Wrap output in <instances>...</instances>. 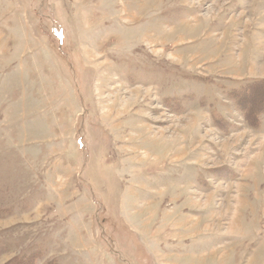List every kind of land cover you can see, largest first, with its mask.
Masks as SVG:
<instances>
[{
	"label": "rangeland",
	"instance_id": "374dc122",
	"mask_svg": "<svg viewBox=\"0 0 264 264\" xmlns=\"http://www.w3.org/2000/svg\"><path fill=\"white\" fill-rule=\"evenodd\" d=\"M261 81L264 0H0V264H264Z\"/></svg>",
	"mask_w": 264,
	"mask_h": 264
},
{
	"label": "trees",
	"instance_id": "16d2710c",
	"mask_svg": "<svg viewBox=\"0 0 264 264\" xmlns=\"http://www.w3.org/2000/svg\"><path fill=\"white\" fill-rule=\"evenodd\" d=\"M257 85L258 86L264 85V81L252 85L251 92L244 93L243 95H241L244 97V99L242 100L244 101V105L241 106V110L245 112V116L248 122H250L251 120L255 121L256 115L264 111V98L261 96H257L255 94L256 91H254V87H256ZM258 108L259 110H257ZM7 264H33V263L32 260L27 261L22 259L15 261L13 259Z\"/></svg>",
	"mask_w": 264,
	"mask_h": 264
},
{
	"label": "bare ground",
	"instance_id": "6f19581e",
	"mask_svg": "<svg viewBox=\"0 0 264 264\" xmlns=\"http://www.w3.org/2000/svg\"><path fill=\"white\" fill-rule=\"evenodd\" d=\"M112 81H113V80H112ZM112 81H110V83H114V81H113V82H112ZM132 92H135V90H133ZM132 92H131V93H132ZM115 104H116V105H114V104L111 105V111H113L112 109H116V107L119 105V102H116ZM123 104H124V105H123ZM122 105H123V106H126V102H123ZM119 112H120V111H119ZM119 112L117 111L115 114L118 115ZM119 115H120V114H119Z\"/></svg>",
	"mask_w": 264,
	"mask_h": 264
}]
</instances>
